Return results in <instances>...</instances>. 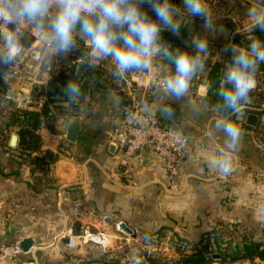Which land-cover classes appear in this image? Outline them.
I'll list each match as a JSON object with an SVG mask.
<instances>
[{"label": "crops", "instance_id": "obj_1", "mask_svg": "<svg viewBox=\"0 0 264 264\" xmlns=\"http://www.w3.org/2000/svg\"><path fill=\"white\" fill-rule=\"evenodd\" d=\"M171 2L183 11V3ZM205 4L213 23L211 31L204 28L202 17L190 18L185 12L180 18L190 44L193 34L207 37L210 50L189 92L177 101L164 98L159 89L145 100V108L157 113L167 104L174 105L178 113L172 123L188 137L186 158L170 183L153 152L140 151L124 170L109 149L108 134L118 122L123 99L127 98L124 84L112 78L114 67H103L104 86L90 91L77 110L81 127L74 141L65 138L67 123L73 116L67 112H56L54 130L45 124L39 129L40 152L50 150L55 155L47 170H39L19 153L17 146L9 144L14 132L8 120L15 105L0 95V239L32 237L33 245L22 256H34L39 264H126V260L150 264L142 254L144 250L163 255L168 259L165 264H171L181 249L189 252L201 248L200 238L213 228L218 233L226 228L253 232L254 239L264 240V112L254 111L248 103L243 109L250 108L242 110L239 119L231 118L241 128L242 136L234 154L233 171L225 176L207 163L222 147L223 134L213 127L220 114L209 102L204 83L209 65L225 57L229 43L246 48L256 38L249 30L248 13L253 7L264 6V0H205ZM141 7L156 19L147 3ZM6 27L0 24V47ZM23 30L42 37L32 25ZM35 57L8 84L10 89L25 90ZM55 61L49 47L29 108L42 106L45 96L39 90L54 71ZM149 70L165 76L174 71V64L157 57ZM262 78L260 70L253 90L260 89ZM147 82L144 75L139 84L134 83V91L142 94ZM249 111L258 114L254 125L245 121ZM120 220L133 228L134 237L118 228ZM9 224L17 230L7 236ZM85 226L109 232V246L79 241L69 247L68 233H77ZM156 230L160 232L157 240H153V234L147 236ZM178 238L184 239V244L178 243ZM256 260L264 264L259 259L244 258L231 264H256Z\"/></svg>", "mask_w": 264, "mask_h": 264}, {"label": "clouds", "instance_id": "obj_2", "mask_svg": "<svg viewBox=\"0 0 264 264\" xmlns=\"http://www.w3.org/2000/svg\"><path fill=\"white\" fill-rule=\"evenodd\" d=\"M145 3L156 19L141 7ZM182 8L183 11L171 0H0V24L10 26L2 33L0 78H10L12 69L21 59L23 29L32 25L41 33L54 57L66 58L78 50L77 34L87 37L84 55L89 66L111 58L116 78H123L128 72L148 70L155 58L162 57L174 64V71L158 81L163 96L182 100L205 65L209 42L207 37L193 34L192 51L189 52L173 48L161 34L168 30L178 35L183 25L180 18L185 12L190 18L202 17L206 30L213 28L205 0H183ZM248 15L249 30L258 28L264 32V6L249 9ZM228 49L231 62L224 65L215 89L218 97L215 110L220 115L213 125L223 134V144L207 161L225 176L233 171L234 154L242 136L241 128L231 117L239 119L243 106L250 103L249 94L256 86V73L264 63V41L254 38L246 48L229 43L225 50ZM61 94L71 107L81 95L79 83L69 79ZM135 264L141 262L137 260Z\"/></svg>", "mask_w": 264, "mask_h": 264}, {"label": "trees", "instance_id": "obj_3", "mask_svg": "<svg viewBox=\"0 0 264 264\" xmlns=\"http://www.w3.org/2000/svg\"><path fill=\"white\" fill-rule=\"evenodd\" d=\"M174 1L183 3V0ZM252 33L256 38L264 41V32H261L258 28L253 30ZM161 35L162 39L173 48H179L189 52L192 51V46L186 39V32L184 29L181 28L180 34L178 35L168 30L163 31ZM32 39L33 36L24 31L21 37V43L27 44L31 42ZM234 40L239 42L237 38ZM77 43L79 49L70 53L66 58L54 57L56 60L54 71L51 73V76L44 86L39 90V92L45 96L42 106L39 109H24L15 106L8 120L9 125L16 126L17 128L16 132L18 139L16 146L19 148V153L24 155L25 158L30 159V162L34 163V166L38 167L41 171L47 170L49 163L55 158V155L50 150H46L42 153L40 152L41 135L39 129L41 126L45 124L49 129L54 130L52 123L56 117V112L63 111L67 112L69 115H76L86 95L93 89L102 88L104 86L102 82L104 78L103 67L99 63H96L94 67L89 66V60L84 55V53L87 52V47L84 43V38L79 34H77ZM230 62L231 51L228 49L222 60L214 61L209 65L204 83L206 85V95L212 105H216L218 101V97L215 95V89L223 73L224 65ZM78 64L79 68H77ZM260 70L263 76L261 87L259 90H252L249 94L251 101L249 105L252 106L251 109L256 112H264V106H262V103H264V63H261L256 74H258ZM71 78L79 83L81 95L77 103L69 107L62 98L61 89ZM209 85H211V87H209ZM9 89L8 83H4L0 78L1 97L4 98L5 93L9 91ZM249 108L250 107H244L243 110L246 112ZM234 117L235 116H232L231 118ZM32 151H36L37 153L31 156L30 154ZM147 234L149 238L153 234V240H157L160 232L156 230L155 232H148ZM218 234L215 228L205 232L200 238L201 248L189 252H184L181 249L179 257L173 260L171 264H231V262L242 258L251 261L259 259L264 262V240H256L245 236H231L222 240L219 239ZM178 239V243L184 244V239ZM214 253H218L219 256L215 257L213 255ZM142 254L145 255L150 264H165V262H168V259H164L163 255L148 250H144Z\"/></svg>", "mask_w": 264, "mask_h": 264}, {"label": "built area", "instance_id": "obj_4", "mask_svg": "<svg viewBox=\"0 0 264 264\" xmlns=\"http://www.w3.org/2000/svg\"><path fill=\"white\" fill-rule=\"evenodd\" d=\"M32 36L31 42L22 43L21 59L12 69L10 78H1L4 83H11L21 74L24 66L33 55H36V61L32 65V73L29 75L25 90L14 91L9 89L4 95L5 100L10 101L16 107L24 109L29 108L32 104V91L38 81V72L49 48L40 35ZM101 62L102 60L97 63L101 64ZM144 75L148 78V82L143 93L138 94L134 91V83L139 84L141 77ZM163 76L148 69L139 72H128L123 78H119L125 86L128 105L127 107H121L118 122L109 132L107 139L109 142L116 143L117 146L114 152L117 155L119 165L124 170L129 168L132 158L138 155L140 151L149 150L160 161L170 183L178 175L179 169L186 158L188 137L177 125L164 120L159 113L145 108L146 95H152L155 90L160 89L158 81ZM20 240L0 239V263L15 260L16 264H39L34 256H22L27 251H23ZM79 241L90 242L105 248L110 244L111 234L106 230H92L87 226L77 233H68L66 243L69 247H75Z\"/></svg>", "mask_w": 264, "mask_h": 264}, {"label": "water", "instance_id": "obj_5", "mask_svg": "<svg viewBox=\"0 0 264 264\" xmlns=\"http://www.w3.org/2000/svg\"><path fill=\"white\" fill-rule=\"evenodd\" d=\"M77 68H79V64L77 65ZM128 105V99L124 98L123 102H122V107H127ZM177 108L174 105L171 104H167L166 106H164L163 108L160 109L159 111V115L163 118V119H169L171 122L175 123L177 120ZM258 120V114L253 112V111H249L246 114L245 117V121L251 125H254L257 123ZM81 127V117L80 115H73L66 126L65 129V138L69 141H74L79 133ZM17 139H18V135L17 133H12L9 137V144L11 146L16 145L17 143ZM116 143L113 141L109 142V149L110 151L114 152L116 149ZM146 161V159L144 158L143 161ZM144 161V162H145ZM118 228L125 231L127 234H129L130 236L134 237V230L132 227H130L125 220H120L117 224ZM9 228V234L7 236H10V234H13L16 230L17 227L13 226V225H8ZM34 243V239L32 237H23L20 240V245L23 249V251H28L30 249V247L33 245ZM215 257H218L219 254L218 253H214L213 254Z\"/></svg>", "mask_w": 264, "mask_h": 264}, {"label": "rangeland", "instance_id": "obj_6", "mask_svg": "<svg viewBox=\"0 0 264 264\" xmlns=\"http://www.w3.org/2000/svg\"><path fill=\"white\" fill-rule=\"evenodd\" d=\"M101 64H102V67H104L105 69L106 68L107 69H113L112 67H114L113 66V63L111 61V58H108L107 60L106 59L105 60H102ZM111 74H112V78H114L113 72ZM116 79H117V81H119V78H116ZM157 90H159V89H157ZM16 130H17L16 126H12L11 127V131L12 132L17 133ZM11 147H16V145L15 146H11ZM238 230L237 229H234V228H228V229L226 228V229H223V230H221L219 232L218 237H219V239H222V240H224L226 237H231V236H233V237L245 236V237H248V238H253V232H247V231L244 232V231H238ZM126 264H133V263H132L131 260H126ZM220 264H222V263H220ZM256 264H262V263L260 261H257L256 260Z\"/></svg>", "mask_w": 264, "mask_h": 264}]
</instances>
